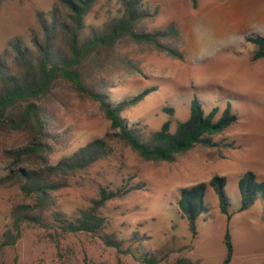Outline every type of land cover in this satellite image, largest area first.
Listing matches in <instances>:
<instances>
[{
  "label": "rangeland",
  "instance_id": "rangeland-1",
  "mask_svg": "<svg viewBox=\"0 0 264 264\" xmlns=\"http://www.w3.org/2000/svg\"><path fill=\"white\" fill-rule=\"evenodd\" d=\"M54 1L3 0L0 52L7 40L26 38L28 30L36 26V13L48 12ZM145 5L157 13L143 23L144 30L173 25L179 37L165 42L178 48L184 59L132 45L128 51L138 71L114 79L115 86L108 90L110 100L118 102L145 89L155 90L124 111L122 118L128 125L139 122L147 134L169 120L164 108L173 109L174 128L175 121L188 118L190 104L197 99L205 113L216 110L217 118L229 107L237 122L214 136L217 147L196 146L172 163L143 161L123 143L112 141L110 156L70 178L67 187L51 193L54 208L73 217L98 197L100 188H138L106 202L101 209L107 219L106 233L125 240L134 233L147 236L144 242L131 246L136 257L158 252L160 264H174L179 259L222 264L228 230L233 246L230 264H253L251 260L264 254V197L257 198L247 211L238 212L241 197L237 183L247 173L264 182V59L252 62L254 47L245 41L252 34L264 36V0H196L195 8L191 0H145ZM118 9V0H99L86 22L101 25ZM205 54L210 58L196 60ZM52 105L56 134L50 143L51 164L112 133L98 106L88 100L72 96ZM10 169V161L0 150V177ZM216 176L225 178L232 217L228 222L220 213L217 195L207 185L204 201L209 211L197 219V235L193 237L178 209L179 192L208 184ZM20 204L33 205L34 200L18 185L0 187V241L12 224V209ZM44 221L49 227L22 224L16 243L0 249V264H142L130 254L105 246L96 235L64 234L48 216ZM128 245L126 242L124 248Z\"/></svg>",
  "mask_w": 264,
  "mask_h": 264
},
{
  "label": "trees",
  "instance_id": "trees-1",
  "mask_svg": "<svg viewBox=\"0 0 264 264\" xmlns=\"http://www.w3.org/2000/svg\"><path fill=\"white\" fill-rule=\"evenodd\" d=\"M191 2L195 8L196 0ZM98 3L99 0H55L48 12L36 13V26L28 30L26 38L7 40L0 52V150L11 166L0 177V187L18 185L26 197L34 200L33 205L20 204L12 209V224L2 233L0 249L16 243L24 223L49 227L44 221L46 215L64 234L96 235L105 246L130 254L142 264H160L162 258L158 252L136 257L131 251L132 245L144 242L147 236L134 233L125 240L105 232L107 219L101 212L105 203L138 188H127V185L116 190L100 188L98 197L92 199L88 207L78 209L73 217L54 208L51 193L67 187L70 178L110 156L112 141L123 143L143 161L172 163L178 155L196 146L217 147L219 143L214 141V136L235 124L237 117L229 107L219 118L216 110L205 113L194 99L188 118L175 121L174 128L173 109L166 108L164 111L170 118L157 131L145 134V127L139 122L128 125L122 113L155 90L154 87L145 89L118 102L110 100L108 90L115 86L114 79L138 71L128 49L132 45H145L183 61L184 54L165 42L179 37V32L173 25L145 31L143 23L157 13L150 11L145 0H118L117 12L101 25L87 24L88 16ZM245 41L254 47L252 62L264 59V36L252 34L245 37ZM72 96L96 104L112 133L88 142L51 164L50 143L56 134L52 104L60 105L64 98ZM7 142L10 145L7 146ZM225 184V178L216 176L208 184L180 190L178 209L186 218L193 237L197 235V219L209 211L204 201L207 185L217 195L220 213L230 221ZM237 185L241 197L238 212L247 211L257 198L264 197V182L257 181L253 173L240 177ZM223 241L226 256L222 264H230L233 246L228 230ZM126 242L129 245L124 248ZM174 264L193 263L179 259Z\"/></svg>",
  "mask_w": 264,
  "mask_h": 264
},
{
  "label": "crops",
  "instance_id": "crops-1",
  "mask_svg": "<svg viewBox=\"0 0 264 264\" xmlns=\"http://www.w3.org/2000/svg\"><path fill=\"white\" fill-rule=\"evenodd\" d=\"M232 256H233V254H232ZM251 261H253V264H264V254H263V256L260 255L258 259H254V260H251ZM249 262L250 261H248L247 263H249ZM245 263H246V261L243 264H245Z\"/></svg>",
  "mask_w": 264,
  "mask_h": 264
},
{
  "label": "clouds",
  "instance_id": "clouds-1",
  "mask_svg": "<svg viewBox=\"0 0 264 264\" xmlns=\"http://www.w3.org/2000/svg\"><path fill=\"white\" fill-rule=\"evenodd\" d=\"M207 58H210V54L198 55V56L196 57V60H197V61H203V60H205V59H207Z\"/></svg>",
  "mask_w": 264,
  "mask_h": 264
}]
</instances>
